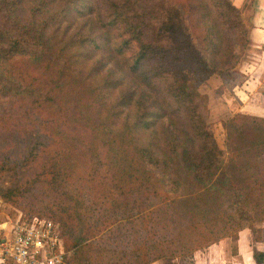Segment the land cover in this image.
<instances>
[{
	"label": "trees",
	"instance_id": "16d2710c",
	"mask_svg": "<svg viewBox=\"0 0 264 264\" xmlns=\"http://www.w3.org/2000/svg\"><path fill=\"white\" fill-rule=\"evenodd\" d=\"M250 26L231 0H0V198L59 224L69 264L188 256L263 221L264 118L225 119L221 147L197 89Z\"/></svg>",
	"mask_w": 264,
	"mask_h": 264
},
{
	"label": "crops",
	"instance_id": "0c3cea01",
	"mask_svg": "<svg viewBox=\"0 0 264 264\" xmlns=\"http://www.w3.org/2000/svg\"><path fill=\"white\" fill-rule=\"evenodd\" d=\"M231 1L241 9L243 14L246 13L251 25L248 33L249 42L244 57L228 74L218 76L217 82L219 84L216 85L214 76L209 77L202 84L206 86L208 83L213 88L220 87L221 94H219L218 99L221 103L227 101V106H233L236 109L233 112L243 111L246 115L264 118V0ZM232 75L238 77V82L233 80ZM207 96L210 98L209 93H207ZM226 98L229 99L226 100ZM2 218L3 214L0 211V221ZM10 222L9 219L3 221L2 225L0 224V234H2L5 225L6 230L9 229ZM259 224L263 226L264 220ZM248 231L247 228L239 231V236L233 242L235 246L233 251L231 247L229 249L226 247V245H229L228 237L215 243L216 261L213 263L255 264L252 252L253 250L264 251V231L261 238L257 239L253 238ZM194 255L197 257L196 253ZM198 263L200 262L197 260L196 264ZM151 264H159V262L155 261ZM261 264H264V262Z\"/></svg>",
	"mask_w": 264,
	"mask_h": 264
},
{
	"label": "built area",
	"instance_id": "2783aa9c",
	"mask_svg": "<svg viewBox=\"0 0 264 264\" xmlns=\"http://www.w3.org/2000/svg\"><path fill=\"white\" fill-rule=\"evenodd\" d=\"M9 225L0 234V264H69L56 222L31 215Z\"/></svg>",
	"mask_w": 264,
	"mask_h": 264
},
{
	"label": "rangeland",
	"instance_id": "374dc122",
	"mask_svg": "<svg viewBox=\"0 0 264 264\" xmlns=\"http://www.w3.org/2000/svg\"><path fill=\"white\" fill-rule=\"evenodd\" d=\"M244 17L247 19L246 13L243 14ZM244 57V54H243ZM242 57V59H243ZM213 78L216 80V85L219 84L217 82L219 75H212ZM233 80L238 82V77L232 75ZM211 79V78H210ZM203 83V82H202ZM202 83H200L197 87L198 91L201 94H204L206 96V109H207V122L211 123L214 127V135L217 143L219 146L223 147V142L225 139V131L222 125V122L227 119L228 117H231L233 115H240L244 116L246 115L243 111H235L236 110L233 106H227V101H221L218 99L220 97L219 94H221L220 87L213 88L210 86V84H206L204 86ZM205 84V83H204ZM207 93L210 94V98L207 96ZM212 96V98H211ZM225 98V97H224ZM223 99V98H221ZM229 98H226L228 100ZM225 100V99H224ZM223 104V105H221ZM231 107V109H230ZM233 108V109H232ZM226 113V114H224ZM30 174V171L27 173ZM25 176V175H23ZM22 176V177H23ZM10 184L9 177L6 175L1 177L0 179V188H3ZM0 211L3 214V218L0 221V224L2 225L3 221L7 220H15L20 216V214L24 215H33L31 212H28L26 210H22L18 207H16L14 204L10 202H6L0 198ZM5 223V222H4ZM260 222L254 223L253 225L246 227L249 231V233L252 234L253 238H261V235L264 231V225L261 226L259 224ZM259 224V225H258ZM59 225V224H58ZM60 227V226H59ZM10 228V225H9ZM245 229V228H244ZM241 231V230H240ZM239 231L236 233L234 237L227 236L229 239V245H226V247L229 249L231 247L232 251L234 250V241L237 238ZM225 238V237H224ZM218 243V242H217ZM197 254V257L194 254ZM67 256L69 255V252L66 251ZM216 246L214 244L206 247H201L197 250H195L191 255L188 256H180V257H174V258H163L159 260V264H196L197 260L200 262L198 264H214L213 262L216 261Z\"/></svg>",
	"mask_w": 264,
	"mask_h": 264
}]
</instances>
